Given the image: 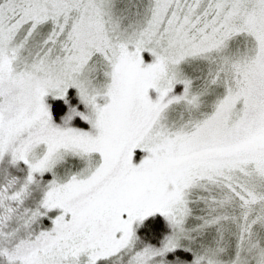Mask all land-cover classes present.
<instances>
[{"label":"snow or ice","instance_id":"obj_1","mask_svg":"<svg viewBox=\"0 0 264 264\" xmlns=\"http://www.w3.org/2000/svg\"><path fill=\"white\" fill-rule=\"evenodd\" d=\"M0 264H264V0H0Z\"/></svg>","mask_w":264,"mask_h":264}]
</instances>
